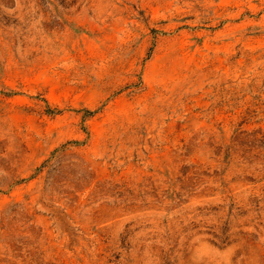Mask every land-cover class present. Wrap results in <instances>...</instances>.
Wrapping results in <instances>:
<instances>
[{
	"label": "rangeland",
	"instance_id": "rangeland-1",
	"mask_svg": "<svg viewBox=\"0 0 264 264\" xmlns=\"http://www.w3.org/2000/svg\"><path fill=\"white\" fill-rule=\"evenodd\" d=\"M0 264H264V0H0Z\"/></svg>",
	"mask_w": 264,
	"mask_h": 264
}]
</instances>
